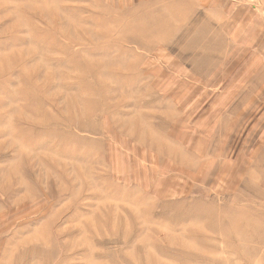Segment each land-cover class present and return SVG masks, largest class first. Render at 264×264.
<instances>
[{
  "label": "rangeland",
  "instance_id": "1",
  "mask_svg": "<svg viewBox=\"0 0 264 264\" xmlns=\"http://www.w3.org/2000/svg\"><path fill=\"white\" fill-rule=\"evenodd\" d=\"M38 1L0 0V264H264V0H63L143 42L71 45Z\"/></svg>",
  "mask_w": 264,
  "mask_h": 264
},
{
  "label": "bare ground",
  "instance_id": "2",
  "mask_svg": "<svg viewBox=\"0 0 264 264\" xmlns=\"http://www.w3.org/2000/svg\"><path fill=\"white\" fill-rule=\"evenodd\" d=\"M36 1V0H35ZM63 0H53V1H51V0H39L38 1V4H36V2H35V4L33 5L34 7H35V9H36V11H38L39 13H40V16H41V18L44 20V21H46V22H48V21H50V20H52L53 21V19L56 21H58V27H59V33H60V35H61V37H64L65 39H67L68 40V45L70 44H80V43H84L83 41L85 40V41H87V42H90V43H92L93 41H94V39L96 38V34L98 35L101 31L103 32V33H105V35H107V38H110V36H112V34H115V32H117L116 34H118L119 36H120V41H132V42H139L140 44H141V38H142V36H140V35H137V34H127L126 33V31L125 30H127V29H129L130 27H139V23H138V20H133V21H126L125 23H123V24H117V26H118V28L117 27H115V26H112V22H114L115 21V19L113 18V17H107V18H105V17H103V18H100V20H99V23L98 24H104V21H106V24H104L102 27H101V30H100V27L98 28V27H92L91 25L90 26H85V27H83L82 25V21H84L85 20V22H91L92 23V20H89V18L87 19V18H85V17H82V16H80L79 14L77 15V13H76V8L75 7H70L69 9L67 8V7H65L64 5H63V2H62ZM123 2V1H122ZM26 3V2H25ZM31 3V2H30ZM29 3V4H30ZM62 3V4H61ZM95 4V3H94ZM93 4V5H94ZM125 4V3H124ZM31 9H32V7H31ZM52 9H55V11H53ZM66 10L68 11L67 13H66ZM143 10V9H142ZM93 11V10H92ZM38 14V13H37ZM24 16V15H23ZM171 18V17H170ZM174 20V19H173ZM187 21V20H186ZM90 23V24H91ZM173 23V22H172ZM189 23V22H188ZM97 24V25H98ZM186 24V23H185ZM193 24V23H192ZM88 25V24H87ZM121 25H123V26H121ZM178 25V24H177ZM175 26V25H174ZM185 26V25H184ZM182 27V26H181ZM180 28V27H179ZM185 28V27H184ZM184 28H183V30H184ZM45 29V28H44ZM48 29V28H47ZM137 29H139V28H137ZM187 29V28H186ZM191 30V29H190ZM36 31V30H35ZM175 31V30H174ZM178 32V31H177ZM37 33V32H36ZM182 33V32H181ZM185 33H183V35H184ZM39 35V34H38ZM175 38V37H174ZM97 39V38H96ZM160 39V38H159ZM173 39V38H172ZM171 39V40H172ZM180 39H181V37H180ZM61 40H63V39H61ZM154 41H156V39H153ZM117 41V40H116ZM180 41V40H179ZM57 43V42H56ZM105 43V42H104ZM143 43V42H142ZM158 43V42H157ZM160 43V42H159ZM46 44V43H45ZM50 44V43H49ZM60 44V43H59ZM120 45H123L122 43H119ZM125 44V43H124ZM43 46H44V44H42ZM67 45V46H68ZM87 45V44H86ZM128 45V44H127ZM157 45V44H156ZM165 45V44H164ZM50 46H51V44H50ZM54 46V45H53ZM58 46H60V45H58ZM58 46H55V47H58ZM73 46V45H72ZM163 46V45H162ZM87 47V46H86ZM136 47V46H135ZM112 48V47H111ZM155 48V47H154ZM174 48V47H173ZM48 50H50V48H47ZM52 49V48H51ZM54 49V48H53ZM47 50V51H48ZM63 50V49H62ZM65 50V49H64ZM122 50H124V51H126V50H128V48L127 49H122ZM66 51H67V49H66ZM76 51V50H75ZM82 51V50H81ZM86 51V50H85ZM50 52V51H49ZM93 52L94 51H89V53L88 54H90V53H92L93 54ZM72 53V52H71ZM101 53H103V55H105L106 53H107V51H105V52H101ZM148 53V52H147ZM67 54H68V52H67ZM189 54V53H188ZM51 55V54H50ZM68 56V55H67ZM73 56V55H72ZM76 56V55H75ZM130 56H131V53H130ZM187 56V55H186ZM110 57V56H109ZM125 58V57H124ZM76 59V58H75ZM122 59V58H121ZM126 59H128V58H126ZM105 60V59H104ZM67 61V60H66ZM65 61V62H66ZM107 62V61H106ZM123 62V64H124V61H122ZM121 62V63H122ZM126 62H128L127 60H126ZM61 63H63V62H61ZM95 63H96V61H93V62H91L89 65H90V67H91V69H89L90 71H92V72H94V68H97L98 66L96 65V66H94L95 65ZM65 64V63H64ZM63 64V65H64ZM126 64V63H125ZM75 65H73V68H75L74 67ZM124 66V65H123ZM127 66H128V64H127ZM70 67V66H69ZM94 67V68H93ZM116 67V66H115ZM117 69H119V67H116ZM115 68V69H116ZM128 68V67H127ZM134 68V67H133ZM129 69V68H128ZM104 71H106V70H104ZM137 71V70H136ZM139 71H141V70H139ZM138 72V71H137ZM264 72V71H263ZM129 73V72H128ZM103 73L101 72V75H102ZM106 74H108V73H106ZM261 75V74H260ZM99 76H100V73H99ZM109 76H110V78H111V76L112 75H110L109 74ZM109 76H107V77H109ZM114 76V75H113ZM140 76V75H139ZM139 76H137V77H139ZM142 76V75H141ZM263 76V75H262ZM104 77V76H103ZM115 77V76H114ZM114 77H112V78H114ZM260 78V77H259ZM258 78V79H259ZM262 78H264V76L262 77ZM262 78H260V79H262ZM106 79V78H105ZM108 79V78H107ZM257 79V80H258ZM259 79V80H260ZM136 80H137V78H136ZM113 82H115V81H113ZM112 82V83H113ZM116 82H118V81H116ZM115 82V83H116ZM119 83V82H118ZM259 83V82H258ZM120 84H121V82H120ZM128 84H130V82L128 83ZM107 85V84H106ZM134 85V84H133ZM48 86V85H47ZM107 86H109V85H107ZM118 86V85H117ZM128 87V86H127ZM115 88H116V86H115ZM134 88V87H133ZM111 89H112V87H111ZM108 90V94L110 93L111 94V92L113 93L112 95L113 96H115L114 95V87H113V91L112 90ZM130 89V88H129ZM135 89V91H136V88H134ZM109 91H111V92H109ZM133 91V90H132ZM99 92V91H98ZM84 93V92H83ZM86 93V92H85ZM131 93V92H130ZM80 94H82V93H80ZM102 94V93H101ZM107 94V95H108ZM78 95V94H77ZM84 95V94H83ZM91 95H93V94H91ZM96 95V94H95ZM78 97V96H77ZM114 98V97H113ZM112 98V100L114 101L115 99H113ZM102 99V98H101ZM79 100H80V98H79ZM98 100V99H97ZM110 100V99H109ZM108 100V101H109ZM111 100V101H112ZM74 101V100H73ZM76 101V100H75ZM96 101V100H95ZM99 101V100H98ZM112 101V102H113ZM77 102V101H76ZM76 102H74L73 104H75ZM107 102V101H106ZM105 102V103H106ZM78 103V102H77ZM80 104L79 105H81V103H82V100H81V102H79ZM101 103V102H100ZM100 103H98V104H100ZM109 103V102H108ZM97 103H96V106L98 105ZM77 105V104H76ZM102 105V104H101ZM116 106V105H115ZM76 107V106H75ZM98 107V106H97ZM100 107V106H99ZM58 108V107H57ZM56 108V109H57ZM66 108H68V107H66ZM95 108V107H94ZM77 109V108H76ZM84 109H85V107H84ZM104 109H106V108H104ZM93 110V109H92ZM79 111V110H78ZM86 111V110H85ZM114 111H115V109H114ZM94 112V111H93ZM107 112V111H106ZM109 112V111H108ZM46 113V112H45ZM71 113V112H70ZM81 113H84L83 111L81 112ZM58 114V113H57ZM86 114V113H85ZM93 114V113H92ZM91 114V115H92ZM117 114V113H116ZM46 115H48V114H46ZM45 115V116H46ZM59 115V114H58ZM79 115H81V114H79ZM78 115V116H79ZM84 115V114H83ZM90 115V116H91ZM50 116V115H49ZM60 116V115H59ZM70 116H72L71 114H70ZM52 117V116H51ZM118 117V116H117ZM117 117H115V118H117ZM72 118V117H71ZM80 118V117H79ZM118 119V118H117ZM120 119V118H119ZM50 120H51V118H50ZM65 120H66V118H65ZM73 120V119H72ZM139 120V119H138ZM59 121V120H58ZM68 121V120H67ZM71 122V121H70ZM78 122V121H77ZM81 122V121H80ZM119 122V121H118ZM49 123V122H48ZM51 123V122H50ZM54 123V122H53ZM143 123V122H142ZM141 123V124H142ZM69 124V123H68ZM74 124V123H73ZM122 124V123H121ZM54 125V124H53ZM79 125H82L81 123L79 124ZM60 126V125H59ZM80 127V126H79ZM84 127V126H83ZM141 128H142V126H141ZM56 131V130H55ZM154 131H156V130H153V132ZM141 132V131H140ZM139 132V133H140ZM139 133L137 134V135H139ZM142 133V132H141ZM156 133V132H155ZM155 133H147L146 134V137H144L143 135L142 136H140L139 137V139L140 140H153V139H157V136L158 135H156ZM141 135V134H140ZM163 136L164 137H168V138H170V139H172L173 137H171V136H168V134L167 133H164L163 132ZM179 137H181V136H179ZM182 137H184V136H182ZM175 138V137H174ZM186 138V137H185ZM157 143V142H156ZM153 145V144H152ZM191 147V146H190ZM189 147V148H190ZM162 148H163V146H162ZM167 148V147H166ZM173 148V147H172ZM169 150H174V149H170V148H168ZM162 150V149H161ZM160 150V151H161ZM163 150H166V149H163ZM168 150V152H171V151H169ZM167 151V150H166ZM176 151V150H175ZM174 151V152H175ZM118 152V151H117ZM173 152V151H172ZM171 152V153H172ZM194 152V151H193ZM176 153V152H175ZM191 153V152H190ZM166 154V153H165ZM173 154V153H172ZM180 154V153H179ZM197 154V153H196ZM170 155V154H169ZM193 156V155H192ZM172 157V156H171ZM176 157V156H175ZM181 159V158H180ZM185 159H187L186 157H185ZM184 160V159H183ZM185 161V160H184ZM189 164V163H188ZM190 164H191V162H190ZM91 165V164H90ZM185 166V165H184ZM199 166V165H198ZM189 168V167H188ZM64 175V174H63ZM97 183V182H96ZM98 184V183H97ZM59 195V194H58ZM120 200V199H119ZM125 202V201H124ZM100 204H103V203H100ZM123 205H124V203H123ZM63 207V206H62ZM114 208V207H113ZM128 209V208H127ZM202 210V209H201ZM135 212L136 211H133V210H131V213L133 214V216H130L131 217V219L132 220H138L139 219V215L138 214H135ZM85 214V213H84ZM198 214V213H197ZM162 215V214H161ZM77 216V215H76ZM111 216H112V214H111ZM110 216V217H111ZM230 216V215H229ZM120 217V216H119ZM125 218V217H124ZM124 218H122V220L124 219ZM128 218V217H127ZM127 218H125V219H127ZM140 220V219H139ZM125 221V220H124ZM91 222V221H90ZM193 222V221H192ZM208 222V221H207ZM78 223V222H77ZM113 223V222H112ZM125 223H127V222H125ZM194 223V222H193ZM81 224V223H80ZM128 224V223H127ZM123 225V224H122ZM70 226V225H69ZM68 226V227H69ZM139 226V225H138ZM183 226V225H182ZM123 228V227H122ZM137 228H139V227H137ZM126 229V228H125ZM183 229V228H182ZM59 230V229H58ZM73 230V229H72ZM133 230H135V228H133ZM159 230V229H158ZM63 231V230H62ZM125 231V230H124ZM150 231V230H149ZM173 231V230H172ZM163 232V231H162ZM208 232V231H207ZM56 233V232H55ZM126 233V232H125ZM188 233V232H187ZM66 234V233H65ZM64 234V235H65ZM174 235V234H173ZM173 235H171V236H173ZM203 235V234H202ZM120 237V236H119ZM201 237V236H200ZM72 238H74L73 236H72ZM182 238V237H181ZM189 238V237H188ZM47 239H48V237H47ZM76 239V238H75ZM166 239V238H165ZM171 239V238H170ZM200 239H202V238H200ZM199 239V240H200ZM49 240V239H48ZM78 240V239H77ZM101 240V239H100ZM125 240H126V242H128V240H127V238H125ZM125 240H124V237L122 236V239H121V241H123V242H125ZM203 240V239H202ZM201 240V241H202ZM60 241V240H59ZM168 241H172V240H168ZM175 241V240H174ZM205 241V240H204ZM99 242L100 241H98V244H99ZM120 242V241H119ZM125 242V243H126ZM182 242V241H181ZM242 242V241H241ZM24 244L26 243V241H24L23 242ZM102 243V242H101ZM101 243H100V245H101ZM122 243V242H121ZM83 244V243H82ZM104 243H102V245H103ZM127 245V244H126ZM161 245V244H160ZM158 243L156 244V247H157V249L158 250H160L162 253H164V255L165 254H169V249L167 250L166 249V247H164L163 245H161V246H163V247H161ZM183 245H185L184 243H183ZM138 246V245H137ZM229 246V245H228ZM189 247V246H188ZM88 249V248H87ZM7 251V250H6ZM95 251V250H94ZM141 251H143V249H141ZM20 252V255H19V261H17L18 263L17 264H26V263H29V264H50V262H49V260H46V258L47 257H49L50 255L49 254H47V252L46 251H43L40 247H38V246H34V248H31V249H28V248H26V246H25V248L23 247V249H22V251H19ZM51 252V251H50ZM54 252V251H53ZM93 252V251H92ZM52 253V252H51ZM119 253V252H118ZM32 254V255H31ZM37 254H41V255H43V258H42V260L40 261V262H31V260H33V256L34 255H37ZM97 254V253H96ZM102 254V253H101ZM103 254H105L104 252H103ZM4 255V254H3ZM6 255V254H5ZM53 255H54V253H53ZM53 255H51V256H53ZM89 255V254H88ZM171 255V254H170ZM169 255V256H170ZM173 255V254H172ZM121 256V255H120ZM125 256V255H124ZM121 257H123V256H121ZM125 258V257H124ZM123 258V260H125ZM128 258V257H127ZM139 258V257H138ZM183 259V258H182ZM127 260H129V258L127 259ZM126 260V261H127ZM140 260V259H139ZM34 261V260H33ZM153 261H154V259H153ZM183 261H184V259H183ZM19 262H21V263H19ZM128 262V261H127ZM181 262H182V260H181ZM185 262V261H184ZM132 263H133V261H132ZM153 263V262H152ZM56 264V263H55ZM89 264V263H88ZM92 264V263H91ZM140 264V263H139ZM142 264H143V262H142ZM148 264V263H147ZM154 264V263H153ZM155 264H164V263H162V262H160V261H156L155 260ZM186 264V263H185Z\"/></svg>",
  "mask_w": 264,
  "mask_h": 264
}]
</instances>
